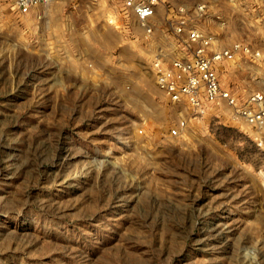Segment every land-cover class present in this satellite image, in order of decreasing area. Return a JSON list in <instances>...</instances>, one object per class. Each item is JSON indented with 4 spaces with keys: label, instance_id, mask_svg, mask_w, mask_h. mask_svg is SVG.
<instances>
[{
    "label": "rangeland",
    "instance_id": "rangeland-1",
    "mask_svg": "<svg viewBox=\"0 0 264 264\" xmlns=\"http://www.w3.org/2000/svg\"><path fill=\"white\" fill-rule=\"evenodd\" d=\"M167 1L248 44L220 79L264 94V0ZM156 22L145 40L106 2L0 0V264H264V124L208 112L170 137L189 109L152 63L182 51Z\"/></svg>",
    "mask_w": 264,
    "mask_h": 264
},
{
    "label": "built area",
    "instance_id": "built-area-1",
    "mask_svg": "<svg viewBox=\"0 0 264 264\" xmlns=\"http://www.w3.org/2000/svg\"><path fill=\"white\" fill-rule=\"evenodd\" d=\"M46 1L19 0V7L23 13H28ZM90 1L94 5L106 2L114 13L134 17L145 40L152 39L156 32L160 8L166 10L169 20L173 18V31L182 52L169 58L167 52L160 49L152 63L157 86L167 100L174 105L184 104L189 109L188 115L169 129L170 137L183 136L192 119H201L208 112L226 111L251 128L264 124V94L252 92L240 97L233 89L224 87L220 79V65L235 60L240 54L249 55L248 44L234 42L228 46L221 45L216 33L205 32L191 22L187 3L172 7L167 0ZM206 7L205 3L197 4L195 15L201 17Z\"/></svg>",
    "mask_w": 264,
    "mask_h": 264
}]
</instances>
